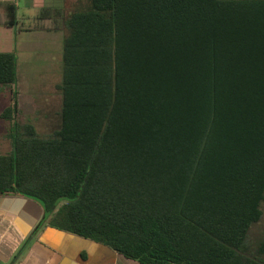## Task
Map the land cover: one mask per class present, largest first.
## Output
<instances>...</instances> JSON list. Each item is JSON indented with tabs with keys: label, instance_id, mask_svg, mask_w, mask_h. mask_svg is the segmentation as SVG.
<instances>
[{
	"label": "trees",
	"instance_id": "trees-1",
	"mask_svg": "<svg viewBox=\"0 0 264 264\" xmlns=\"http://www.w3.org/2000/svg\"><path fill=\"white\" fill-rule=\"evenodd\" d=\"M64 28L47 137L17 123L0 53V195L139 264H264V0H74Z\"/></svg>",
	"mask_w": 264,
	"mask_h": 264
},
{
	"label": "crops",
	"instance_id": "crops-1",
	"mask_svg": "<svg viewBox=\"0 0 264 264\" xmlns=\"http://www.w3.org/2000/svg\"><path fill=\"white\" fill-rule=\"evenodd\" d=\"M7 1L12 0H0V2ZM14 1L18 8V22L13 28L0 26V53L16 54L18 82L21 72V60H19L21 52L26 54L27 64L30 65L32 49L46 54L48 40L50 42L54 40L63 54L61 48L65 32L64 18L74 0ZM46 8L59 10V15L56 18L42 19L41 11ZM24 11L28 15H25ZM25 18L31 19L32 22L26 23ZM53 34L55 36H52ZM34 35H37V39L33 47ZM43 60L46 61L45 58ZM48 97L42 96L39 104H37L38 96L24 99L23 114L27 119L26 122L32 123L37 132L36 123L40 119L49 124L54 120L60 123L61 95L57 94L59 103L57 106L54 105L57 112L55 117L51 115L52 118L46 114L54 112L52 100L48 101ZM5 106V101L0 99V113ZM31 106L34 108L32 109ZM33 117L34 119H31ZM48 219L43 206L38 201L23 196L0 195V264H139L103 245L53 229L48 226Z\"/></svg>",
	"mask_w": 264,
	"mask_h": 264
},
{
	"label": "rangeland",
	"instance_id": "rangeland-1",
	"mask_svg": "<svg viewBox=\"0 0 264 264\" xmlns=\"http://www.w3.org/2000/svg\"><path fill=\"white\" fill-rule=\"evenodd\" d=\"M25 15H28L27 12H25ZM26 23L32 22L31 19H24ZM64 24V23H63ZM64 32V31H63ZM36 36H33L32 39V45L36 44ZM52 36H55L54 34ZM60 37V34H58ZM64 36V35H63ZM52 46H51V44ZM63 48V46H62ZM61 48V51H63ZM46 54L44 52H40L39 50L32 49L31 55H30V65L27 64L26 60V54L21 52L19 54V60H21L20 63V78L16 84L15 91L17 93V104H19L18 107V116H17V123L25 124L27 123V119H25V115L23 114V109L25 107L24 99L25 98H32L38 96L37 104L40 103V98L42 96H49V100L53 104L54 112H47L46 114L49 116L53 115L55 117V106L59 103V98L57 97V94L59 93L57 91V85H60L63 80V54L60 52V47L57 45L56 41H49L48 40V48L45 49ZM42 53V54H41ZM46 59L43 60V59ZM26 79V80H25ZM60 94V93H59ZM61 95V94H60ZM26 106H30L29 104H26ZM32 109L34 108L31 106ZM44 115V114H42ZM41 116V115H40ZM52 118V116H51ZM31 119H34L31 118ZM59 121L56 122L54 120L50 124L46 122L45 120L40 119L36 125L38 127V133L40 136H49L58 126ZM9 123H2L0 126V150L3 153H7L11 150V144L8 139L4 138L5 133L7 132L9 128ZM68 200H60L58 207L62 206L63 204L67 203ZM264 228V221L256 228H254L252 234L258 235L261 230Z\"/></svg>",
	"mask_w": 264,
	"mask_h": 264
}]
</instances>
